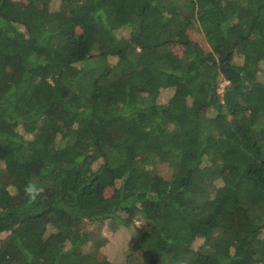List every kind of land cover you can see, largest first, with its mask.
<instances>
[{
  "label": "trees",
  "instance_id": "obj_1",
  "mask_svg": "<svg viewBox=\"0 0 264 264\" xmlns=\"http://www.w3.org/2000/svg\"><path fill=\"white\" fill-rule=\"evenodd\" d=\"M21 1L0 0V264H114L103 225L119 264H264V0Z\"/></svg>",
  "mask_w": 264,
  "mask_h": 264
},
{
  "label": "rangeland",
  "instance_id": "obj_2",
  "mask_svg": "<svg viewBox=\"0 0 264 264\" xmlns=\"http://www.w3.org/2000/svg\"><path fill=\"white\" fill-rule=\"evenodd\" d=\"M19 3H23L21 0H18ZM191 37L198 42V44L200 46H202L203 48H207L206 42L204 40V37L202 36V34L197 33V32H191ZM183 48L180 46H175L174 47V51L177 55H181ZM225 82V81H224ZM224 83L220 84V88ZM169 92V91H168ZM167 91H162L161 92V96L165 97L168 94ZM112 134L114 136H119V132H117L114 128H111ZM176 166V163H170V162H163L161 164H159L158 166V173L159 175H161L162 177H164L165 179H168L172 173L173 168ZM111 188H109L106 193L110 194L111 193ZM102 227V226H101ZM99 234L103 237L106 238V243L105 245L100 247V252L102 255H105L106 257H108L109 259H111V261L114 264H119L120 262H122L127 253V243L128 242V233L124 230H122V228H119L117 231L115 232H110L108 229H105V226L103 225L102 228H100ZM200 244V242L198 241V239L195 242V245L198 246Z\"/></svg>",
  "mask_w": 264,
  "mask_h": 264
},
{
  "label": "clouds",
  "instance_id": "obj_3",
  "mask_svg": "<svg viewBox=\"0 0 264 264\" xmlns=\"http://www.w3.org/2000/svg\"><path fill=\"white\" fill-rule=\"evenodd\" d=\"M23 191L25 196L28 198L29 203L35 202L41 193V189L32 181H29L24 185Z\"/></svg>",
  "mask_w": 264,
  "mask_h": 264
},
{
  "label": "built area",
  "instance_id": "obj_4",
  "mask_svg": "<svg viewBox=\"0 0 264 264\" xmlns=\"http://www.w3.org/2000/svg\"><path fill=\"white\" fill-rule=\"evenodd\" d=\"M226 83H227V82L225 81L224 84H226ZM224 84L221 86V89H222V87L224 86Z\"/></svg>",
  "mask_w": 264,
  "mask_h": 264
}]
</instances>
